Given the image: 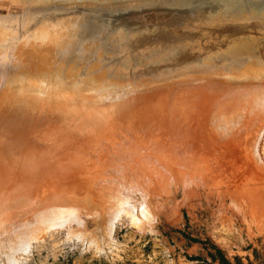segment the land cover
Wrapping results in <instances>:
<instances>
[{
    "label": "rangeland",
    "instance_id": "1",
    "mask_svg": "<svg viewBox=\"0 0 264 264\" xmlns=\"http://www.w3.org/2000/svg\"><path fill=\"white\" fill-rule=\"evenodd\" d=\"M173 1L0 0V264H264V0L164 15L235 34L178 62L131 17Z\"/></svg>",
    "mask_w": 264,
    "mask_h": 264
},
{
    "label": "bare ground",
    "instance_id": "2",
    "mask_svg": "<svg viewBox=\"0 0 264 264\" xmlns=\"http://www.w3.org/2000/svg\"><path fill=\"white\" fill-rule=\"evenodd\" d=\"M170 2H172V4H175V2L173 1V0H169ZM180 1V0H179ZM178 1V2H179ZM205 1H209V0H205ZM236 2V1H238V0H231V2ZM197 2H201V0H181V2H179L180 3V5H179V7H176V8H173V9H166V8H159V9H156V11H151V12H149V11H144V12H136V13H133V14H131V17H134V22H137V21H139L140 23H141V26H143V28H151V27H156L157 28V25H159V26H161V27H166L170 32H169V36L170 37H173V33L174 32H177V34H178V36L175 38V39H173V41L170 43V44H168L167 43V45H166V47L167 46H169V47H167V49H166V53H164V55L166 54V56L167 55H169V61H173V62H178V61H181V60H183L184 58H187L189 55H191V54H193V53H191L190 51H191V49L190 48H194V47H201V46H205L207 43L209 44V42L210 43H213V46L212 47H214L216 44L217 45H220L221 47H222V43H224V41H228V40H232V39H235L234 37H230L229 38V36L228 35H235V34H231V33H233L232 31L233 30H231V28H229V27H226V24H228L227 22H225V19H223L222 20V22L221 23H218V24H214V26H216V27H211V26H203V25H206V24H202V25H200V27H199V29L198 30H189V31H187V33H186V36H189V37H185V38H191V39H193L194 41H199L200 42V45L198 44V43H196V44H191L190 46L191 47H188L187 48V46H188V44H190V42H192V41H190V39L188 40V39H183V40H179V38L181 37L180 35H179V33L178 32H180L181 30H182V28L180 27V25H174L173 23H171L170 21V23H165V22H160V23H158V21H159V19H162L163 18V16L164 15H166V17L168 18L169 16L170 17H172V19H174V20H177V19H179V18H181V19H179V20H186V18H187V16L189 15V16H191V14H192V12H190L189 10H192V9H197L198 7H193V4L194 3H197ZM20 4H22V3H20ZM41 4H43V3H41ZM23 5V4H22ZM151 5V4H150ZM262 4H259V5H257V6H255L256 7V9L255 10H252V12L253 13H251V12H236V11H234L233 9H231V6L232 5H225L226 7H227V9L225 10V11H223L224 12V14L223 15H226V14H229V11L232 13V14H246V15H249V16H253V15H261V14H264V5H262ZM24 6V5H23ZM126 7V6H125ZM251 7V6H250ZM250 7H248L247 9H250ZM123 8V7H122ZM252 8H254V7H252ZM255 13V14H254ZM124 16V15H123ZM262 16V15H261ZM264 16V15H263ZM122 17V16H121ZM124 17H126V15L124 16ZM124 17H122V18H124ZM1 20V19H0ZM150 20H154V21H150ZM122 21H124V23H126V21L127 20H122ZM42 23V22H41ZM127 23H128V21H127ZM184 24H187V23H185V22H183ZM129 24V23H128ZM127 24V25H128ZM258 23H254L253 21H250V20H247V22L244 24V25H240V27H238L237 28V30H239V31H242V33L241 34H244L245 36H247L249 39H250V37H251V35L252 36H260L261 34L262 35H264V29H260L259 28V26L260 27H264V24L263 25H257ZM96 25H98V30H99V33H98V36H97V38L99 39V36H102V39H101V41L102 42H106L107 43V38H108V36H107V34L106 33H104L101 29H100V24H96ZM256 27H258V29H256ZM166 28L165 29H163V30H161V31H159V30H157V29H153L154 30V35H151V36H153V37H145L144 39H142L141 40V42H139L138 44H141V45H143L144 47L146 46H150V45H145V41L146 40H148V39H150V40H157V38H159L160 39V37H161V39H163V38H165V37H163V36H166V34H164L165 32H166ZM209 28L210 29H212L211 31H209ZM228 31H230V32H228ZM235 31H236V28H235ZM223 33H225V34H223ZM226 33H230V34H226ZM77 36H79V35H77ZM90 36V35H89ZM183 36H185V35H183ZM193 36H194V38H193ZM80 40H81V38L80 37H78ZM72 39V38H71ZM73 40V39H72ZM261 42V41H260ZM73 43H78V39H74L73 40ZM263 42H261V44H262ZM260 44V43H259ZM264 44V43H263ZM232 46H234V44L232 45ZM240 46H242L241 44L240 45H238V47L236 48V49H232V50H230V51H225V50H221V51H219V50H214V52H216V54L215 55H222V54H224V53H227V54H231L232 55V57L234 58V57H236V58H238L239 57V53H236V50H238V48L240 47ZM138 47H142V46H138ZM154 48V47H153ZM153 48H151L149 51H154V49ZM107 51H109V50H112V51H114L115 50V48L113 47V46H111V47H109L108 49H106ZM178 50L180 51V53H178ZM181 50H184V51H181ZM261 53L262 54H264V48H262L261 47ZM102 52H104V53H106V51H102ZM137 53V50H135L134 49V47H131V48H128L127 50L125 49V51L123 50V53H121L120 52V54L121 55H118L119 57L117 58V57H115L114 58V61H112V63L114 64L115 63V67L116 66H118L117 67V69H119L121 66H123V65H121V64H125L124 62H129V61H131V60H133L131 57H133L134 56V54H136ZM175 54H177L175 57H174V55ZM123 56V57H122ZM152 56V55H151ZM151 56H149V55H147V56H144V57H137V59H141V58H143V59H141L140 61H138V62H148V61H150L151 59ZM162 56V55H161ZM160 56V57H161ZM172 56V57H171ZM163 57V56H162ZM103 59H105V60H107V57H103L102 56V58L100 59V60H103ZM167 60V61H168ZM187 60H189V59H187ZM212 60H215L214 58L212 59ZM227 61H229L230 59H226ZM111 68H113L112 66L111 67H106V66H104L103 68H101V69H98V70H96L97 72H95V73H91L90 74V76H92V78L94 77V78H99L100 77V74H101V72L103 71V70H108V69H111ZM137 69H139V68H137ZM194 69V68H193ZM195 69H197V68H195ZM100 79V78H99ZM228 116V115H227ZM229 118L231 117V115L230 116H228ZM225 118L224 117V122H225V120L226 119H229V118ZM232 117H234L233 116V114H232ZM231 117V118H232ZM233 119V118H232ZM221 124V123H220ZM218 126H219V124H218ZM194 151H195V149H194ZM225 156V155H224ZM198 157H199V155H198ZM227 157V156H226ZM230 157V156H229ZM200 158V157H199ZM184 159H186V157L184 158ZM189 159V158H188ZM191 159V158H190ZM194 159V158H193ZM182 160V159H181ZM181 160H179L178 161V163L179 164H181L180 163V161ZM139 161V160H138ZM186 162V161H185ZM151 163V162H150ZM149 164V163H148ZM145 165V164H144ZM150 165V164H149ZM182 165V164H181ZM145 167V166H144ZM133 168V167H132ZM181 168H182V166H181ZM212 169V168H211ZM237 169H238V167H237ZM219 170V169H218ZM182 171V170H181ZM185 171H183V173H184ZM134 174V173H133ZM135 175H136V173H135ZM136 177V176H135ZM102 193V192H101Z\"/></svg>",
    "mask_w": 264,
    "mask_h": 264
}]
</instances>
